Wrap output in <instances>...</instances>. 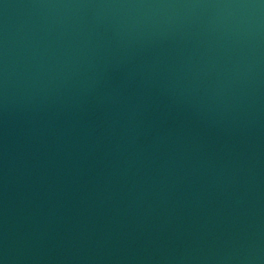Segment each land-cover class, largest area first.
I'll list each match as a JSON object with an SVG mask.
<instances>
[{"label":"water","instance_id":"95a60500","mask_svg":"<svg viewBox=\"0 0 264 264\" xmlns=\"http://www.w3.org/2000/svg\"><path fill=\"white\" fill-rule=\"evenodd\" d=\"M0 264H264V0H0Z\"/></svg>","mask_w":264,"mask_h":264}]
</instances>
